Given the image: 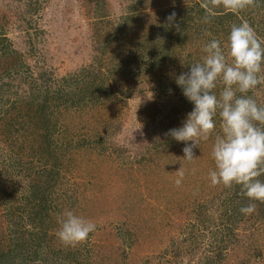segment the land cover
I'll return each mask as SVG.
<instances>
[{"label":"rangeland","instance_id":"1","mask_svg":"<svg viewBox=\"0 0 264 264\" xmlns=\"http://www.w3.org/2000/svg\"><path fill=\"white\" fill-rule=\"evenodd\" d=\"M196 3L206 12L188 19L184 12ZM244 5L234 11L224 0H0V251L16 256L13 264H73L54 256L68 248L89 258L76 264H264V202H254L252 216L221 224L235 186H214L208 177L219 117L192 161L182 159L184 142L167 135L193 108L171 89L173 75L202 62L209 40L225 44L233 24L246 20L264 37V0ZM126 58L127 67L120 62ZM99 68L97 104L76 111L47 100L55 114L48 121L52 145L43 152L40 137L48 130L36 106L29 108L31 94L41 100L69 91L78 74ZM125 68L138 76L120 77ZM107 70L116 74L107 77ZM248 95L264 106V83ZM178 170L185 173L179 186ZM34 186L45 194L42 226L31 218L40 204L30 198ZM68 210L96 224L72 246L57 236Z\"/></svg>","mask_w":264,"mask_h":264},{"label":"clouds","instance_id":"2","mask_svg":"<svg viewBox=\"0 0 264 264\" xmlns=\"http://www.w3.org/2000/svg\"><path fill=\"white\" fill-rule=\"evenodd\" d=\"M224 5L234 11L245 6L244 0H224ZM204 7L208 15H214L207 3ZM175 18V12L166 18L170 26ZM202 51V62L191 64L187 72L175 78L193 108L181 126L170 129L167 135L176 142H184L182 159L192 161L196 158L193 150L215 132L219 116L221 131L212 144L214 168L208 177L214 186H239L249 200L239 211L251 215L256 211L254 202H264V179H260L264 176V106L248 95L264 83V37L243 20L231 26L225 44L214 38ZM220 83L223 87L217 95L214 90ZM184 176V171H177V186ZM58 224L57 236L69 246L85 241L96 230L92 220L71 210L62 214Z\"/></svg>","mask_w":264,"mask_h":264},{"label":"trees","instance_id":"3","mask_svg":"<svg viewBox=\"0 0 264 264\" xmlns=\"http://www.w3.org/2000/svg\"><path fill=\"white\" fill-rule=\"evenodd\" d=\"M194 6H197V3H196V5L195 4H193V5L191 4V6L189 8H187L188 11L190 10L189 12L188 11H185V12L183 11L184 14H186L185 16L188 19H192L194 17V15H192V14L196 10H198V12H206V9H205V11H204L203 8L194 9ZM229 14H232V13H229ZM229 28H231V27L229 26ZM195 48L197 49V47H195ZM137 50H141L140 47H138ZM5 55H8V54L6 53ZM134 55H135V57H137L140 60V55H139L138 51H136V53ZM11 56L13 57V55H11ZM163 57H166V55H163ZM161 58L162 57H160L159 59H161ZM194 59H196V57ZM120 62H123V63L125 62L124 65H126L125 67H127L128 64L130 63V60L126 58V59H121ZM15 66H16V63L8 65L7 68L11 69V68H13ZM154 66H156V65L154 64L153 67ZM92 69H95V68H92ZM119 71H120V69L118 70V72ZM121 71H122L121 74H119L120 77H124V76L127 77L128 75H134L133 77L138 76V74H132V72L129 73L128 70H126V68H125V71H124V69L121 70ZM132 71H134V70H132ZM5 74L9 75L10 72H5ZM102 74H104V71L101 70V68L97 69L96 71H93V70L83 71V72H81L80 74H78L76 76V78L74 80V83L72 85V89H70L69 91H65V92H62V93L61 92L59 93V92H56V91L55 92L52 91L51 92V96H46L47 93H45V95L41 98V100H39V97H34V95L31 94L30 103H29L31 106L28 105V104L27 105H28V107L30 106L29 108H31V109H33V107L36 106V108L34 109V113L37 114L38 116H40L41 120H39V123L42 125V128L45 130V127H46L47 128L46 130H48V126H49L48 121H50L51 115L55 114L54 113V109L55 108L52 109L48 113L47 112V107H46L47 106V100H50L51 98H53V99L57 98L59 100H64V105L65 106H67L69 104L72 107V109L74 107L77 108L76 111H78V109H80V107H79L80 105H83L84 106L83 108L87 107L88 106L87 103L89 101H93L94 102L93 105H95V104H97L98 98L94 96V93L101 92V89L103 88V84H99L98 85L96 82H97L98 77L102 76ZM113 74H116V70H114V71L113 70H110V71L107 70L106 73H105V75L107 77H112ZM179 74L173 75L174 78L172 79L171 89L176 90L175 94L179 93L180 97L183 98L184 96L182 94V90L175 83V78ZM61 88H62V86H61ZM214 91L218 95L217 88ZM54 93H55V95H53ZM126 94H127V97H129L130 96V91H128ZM54 96H55V98H54ZM37 99L39 101H38V103H35ZM187 103L191 105V103H189L188 101H187ZM103 104H105V103H99V107H102ZM94 107L93 108L91 107V108L94 109ZM55 111L57 112V110H55ZM50 136L51 135H50L49 130L48 131H44L41 134L40 138L43 139V140H41V145H43V143H45V145L43 146V150H42L43 152H44L45 148H46V150L47 149L49 150L51 148L52 144H51V141H50ZM68 142H70V141H68ZM68 144H70V143H68ZM32 188H34V190L30 194V198H32L34 200L38 199L36 202L40 203V204H38V209L35 212L34 216H32L31 218H32V220L38 222V224H40L42 226L43 223H45L44 210L46 209V207H44L42 205L43 202H46L45 201L44 190H40L38 187H35V186L32 187ZM239 199H241V200H240L239 203H237ZM245 199H246V197L241 193L239 186L238 187L235 186L231 190L230 197L228 198L227 206H224V208H223L224 211L221 212V215H220V217L222 218V220H221V224L222 225L225 222V220H226V222H230L231 219H232V216H233V219H232V222H233L234 218L237 215H239L241 217L244 215L242 213H239L240 211L237 208L245 206V205H247L249 203V200L247 199L248 201H246ZM236 210H238V211H236ZM241 217H240V219H241ZM254 219H248L247 221H252ZM225 228H226L225 229L226 236H228L229 238L234 237V236H232L233 233H234L233 227L231 228L230 225H228V224L226 225L225 224ZM44 229H46V228H44ZM251 231L254 233L255 230H251ZM252 239H254V238L252 237ZM256 242L257 241L253 240L254 245H255ZM49 250H52V249H49ZM8 252H9V250H8ZM54 256H55L56 259L57 258H61L62 261H65V260L67 262L71 261V262H73V264L80 263L81 259H84L85 262H87V260L89 259L87 256L81 255L80 253H78V251L77 252L73 251L70 248L66 249L65 251H63V250L54 251ZM15 258H16V256L9 255L6 250L0 251V264H13L14 261H15ZM37 258H38V251L36 249H34L32 251L30 259H31V261H34Z\"/></svg>","mask_w":264,"mask_h":264}]
</instances>
